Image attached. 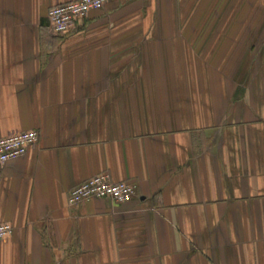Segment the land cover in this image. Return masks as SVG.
<instances>
[{"label": "crops", "instance_id": "0c3cea01", "mask_svg": "<svg viewBox=\"0 0 264 264\" xmlns=\"http://www.w3.org/2000/svg\"><path fill=\"white\" fill-rule=\"evenodd\" d=\"M0 0V264H264V0ZM212 26V28H210ZM108 172L117 204L70 206Z\"/></svg>", "mask_w": 264, "mask_h": 264}, {"label": "built area", "instance_id": "2783aa9c", "mask_svg": "<svg viewBox=\"0 0 264 264\" xmlns=\"http://www.w3.org/2000/svg\"><path fill=\"white\" fill-rule=\"evenodd\" d=\"M112 0H73L51 7L48 20L51 33L62 35L71 32L80 18L92 10H101ZM41 138L38 129L20 132L18 134L0 135V164L8 160L24 156L30 148L39 144ZM137 195V186L127 180L115 181L108 172L95 175L68 192L70 206H78L93 199H110L122 204L132 200ZM14 234V226L10 222L0 223V240Z\"/></svg>", "mask_w": 264, "mask_h": 264}, {"label": "rangeland", "instance_id": "374dc122", "mask_svg": "<svg viewBox=\"0 0 264 264\" xmlns=\"http://www.w3.org/2000/svg\"><path fill=\"white\" fill-rule=\"evenodd\" d=\"M210 28H212V26H210Z\"/></svg>", "mask_w": 264, "mask_h": 264}]
</instances>
